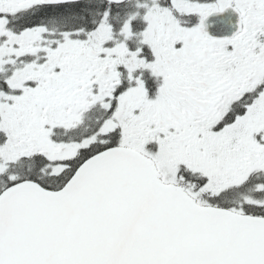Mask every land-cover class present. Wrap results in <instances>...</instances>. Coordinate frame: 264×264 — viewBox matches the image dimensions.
I'll return each mask as SVG.
<instances>
[{
  "label": "snow or ice",
  "instance_id": "snow-or-ice-1",
  "mask_svg": "<svg viewBox=\"0 0 264 264\" xmlns=\"http://www.w3.org/2000/svg\"><path fill=\"white\" fill-rule=\"evenodd\" d=\"M0 264H264V0H0Z\"/></svg>",
  "mask_w": 264,
  "mask_h": 264
}]
</instances>
